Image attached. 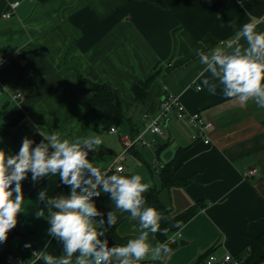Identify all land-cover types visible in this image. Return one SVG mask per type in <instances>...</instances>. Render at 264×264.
<instances>
[{"label": "crops", "instance_id": "crops-1", "mask_svg": "<svg viewBox=\"0 0 264 264\" xmlns=\"http://www.w3.org/2000/svg\"><path fill=\"white\" fill-rule=\"evenodd\" d=\"M14 1L19 4L11 8ZM6 12L9 17L2 16ZM253 18L264 30V0H244L243 5L237 0H0V127L7 130L0 135V150L14 154L24 137L39 142L38 129L67 137L100 135L101 146L88 158L108 167L124 148L120 136H134L142 129L143 115L157 112L165 85L186 109L212 123L209 142L193 138L187 120L169 115L161 122V134H143L151 144L137 143L126 151L117 162L123 165L119 174L138 172L149 188L158 189L161 165L174 159V177L189 182L161 190L162 201L175 212L196 199L206 202L179 235L170 234L177 244L164 264H188L210 247L218 256L239 253L249 236L264 231V109L223 96L219 86L209 92L202 81L212 78L198 75L203 66L195 53L234 38ZM70 31L78 35L71 47ZM239 43L245 44L242 37ZM154 73L143 100H136L133 84ZM89 82L106 83L115 91L123 113L115 132L103 128L87 108ZM13 91L21 92L20 99L11 98ZM115 171L111 166L109 174ZM58 180L57 175L35 186L30 179L22 182L24 212L17 214L13 228L19 234L0 243V252L7 251L1 261H8L0 264H40L45 250L63 254L62 245L46 235L48 222L34 215L43 206L39 190L66 194L67 186L58 187ZM102 205L105 211L114 208L106 196L97 201ZM119 215L117 234L133 238L138 220ZM157 242L150 233L149 243Z\"/></svg>", "mask_w": 264, "mask_h": 264}, {"label": "clouds", "instance_id": "clouds-1", "mask_svg": "<svg viewBox=\"0 0 264 264\" xmlns=\"http://www.w3.org/2000/svg\"><path fill=\"white\" fill-rule=\"evenodd\" d=\"M237 3L243 5L244 0ZM259 22L253 18L242 24L223 47L207 51L197 48L195 54L203 66L198 75L210 73L212 78L202 81L209 92L215 93L219 86L223 96L241 105L252 101L264 109V30L257 29ZM241 37L245 44L239 43ZM37 131L42 137L39 142L24 137L14 154L0 150V243L17 225V214L24 212L22 182L30 179L35 186L58 175V187L67 186L66 194L63 189L51 196L39 190L37 198L43 206H37L34 215L48 222L46 235L62 245L63 254L57 257L42 251L43 264L162 262L171 248L167 242L150 244L149 234H166L168 230L160 226L166 218L146 203L143 194L150 185L144 177L138 172L119 174L123 172L121 166L109 174L111 165L102 167L91 162L89 153L101 146L100 135L67 137L55 129ZM102 196L114 204L113 209L105 211L103 205L97 206ZM123 213L138 220V232L122 245H110L105 233Z\"/></svg>", "mask_w": 264, "mask_h": 264}, {"label": "trees", "instance_id": "trees-1", "mask_svg": "<svg viewBox=\"0 0 264 264\" xmlns=\"http://www.w3.org/2000/svg\"><path fill=\"white\" fill-rule=\"evenodd\" d=\"M44 1V0H40ZM152 1V0H147ZM1 48V47H0ZM80 76V75H78ZM156 77V74H151L144 80H139L132 86V91L136 100H143L147 87ZM90 88L92 90L91 95L86 100V106L90 112L98 119L102 127L108 129L110 126H116L119 124L122 117L121 105L115 103L116 93L115 91L106 83H96L89 82ZM7 133L6 128L0 127V135ZM179 151H177L178 153ZM174 159H171L163 163L159 169L160 187L148 188V190L143 194L146 203L149 206H154L160 210L166 219L161 220V228H166L168 232L162 234L157 232L155 234L158 242H167L169 247L172 249L176 246L177 242H169L168 237L171 233L176 232L188 219H190L197 211L202 209L206 202L202 199H196L192 201L181 212H174L171 205L162 201L160 198V191L167 190L172 186H185L189 180L188 179H177L174 177ZM13 229L9 230L7 237L13 234ZM105 236L109 239L110 245H122L126 243L129 237L119 236L115 230V226L109 228ZM210 247L205 251L198 254L194 259H192L188 264H205V259L209 253L213 252ZM7 251L2 250L0 252V261L6 258ZM168 255V254H167ZM165 256L162 262L156 261L152 263L148 260H144L141 264H164L167 258ZM236 257L243 259L242 264H263L264 262V231L257 235L249 236L248 243L245 248L239 253L234 254ZM43 264V261L40 263Z\"/></svg>", "mask_w": 264, "mask_h": 264}, {"label": "built area", "instance_id": "built-area-1", "mask_svg": "<svg viewBox=\"0 0 264 264\" xmlns=\"http://www.w3.org/2000/svg\"><path fill=\"white\" fill-rule=\"evenodd\" d=\"M19 4V1H14L11 3V8H14ZM10 13L6 12L2 16L9 17ZM233 39V38H231ZM229 39H221L218 43L221 47L226 44ZM223 42V43H222ZM1 59V58H0ZM2 86L0 85V93L2 91ZM22 96L20 91H13L11 93V98L13 100H18ZM173 115L179 119L187 120L192 129H193V138H202L205 143L209 142L208 133L212 129V123L206 119H204L198 111H189L185 108L183 103L180 101L177 95L171 93L167 90V87L164 85V94L162 95L157 112L154 115L149 113H145L143 115V124L142 129L136 133L132 137L120 136V139L124 145V148L114 157V160L111 163L112 168H117V166L123 167V165L117 162H122L125 159L126 151L134 146L137 143L142 144H151L150 141H146L143 138V134L147 131H151L154 133H162L163 126L161 124L162 120H164L167 116ZM109 132H115L116 128L114 126H110L108 128ZM255 169H249L247 171L248 174L254 173ZM173 234H178L177 230ZM172 236V235H170ZM169 242H176V239L169 240ZM115 246V245H114ZM35 254V252L33 251ZM227 257V258H226ZM243 259L240 257H236L234 254L230 252H225L218 256L215 252L209 253V255L205 259V264H242Z\"/></svg>", "mask_w": 264, "mask_h": 264}, {"label": "rangeland", "instance_id": "rangeland-1", "mask_svg": "<svg viewBox=\"0 0 264 264\" xmlns=\"http://www.w3.org/2000/svg\"><path fill=\"white\" fill-rule=\"evenodd\" d=\"M78 35L76 34V32L74 33V31H70V40L69 42L67 43L68 46H72L74 44V39L77 37ZM62 59H65V53L62 55ZM23 121V120H22ZM2 125V124H0ZM112 137H114V135H112ZM158 182V181H157ZM166 202L167 204H169L167 201H164ZM170 205V204H169ZM175 212V211H174ZM30 252V251H29ZM6 261H3V262H8L7 259H5ZM2 261H0V263H3Z\"/></svg>", "mask_w": 264, "mask_h": 264}, {"label": "water", "instance_id": "water-1", "mask_svg": "<svg viewBox=\"0 0 264 264\" xmlns=\"http://www.w3.org/2000/svg\"><path fill=\"white\" fill-rule=\"evenodd\" d=\"M115 103H116V104H119V100H118L117 97H115ZM13 234H19V233H18V231H15V230H14V231H13ZM179 242H180V243H183L184 241H183V240H180Z\"/></svg>", "mask_w": 264, "mask_h": 264}]
</instances>
